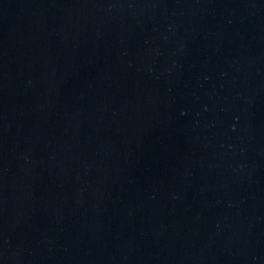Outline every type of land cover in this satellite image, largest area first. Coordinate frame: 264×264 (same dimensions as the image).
Here are the masks:
<instances>
[{
  "label": "water",
  "instance_id": "95a60500",
  "mask_svg": "<svg viewBox=\"0 0 264 264\" xmlns=\"http://www.w3.org/2000/svg\"><path fill=\"white\" fill-rule=\"evenodd\" d=\"M0 264H264V0H0Z\"/></svg>",
  "mask_w": 264,
  "mask_h": 264
}]
</instances>
